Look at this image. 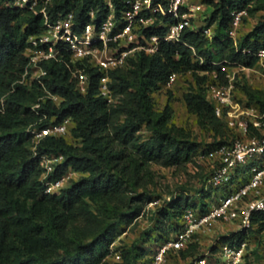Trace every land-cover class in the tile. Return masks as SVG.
Returning <instances> with one entry per match:
<instances>
[{"label":"trees","instance_id":"16d2710c","mask_svg":"<svg viewBox=\"0 0 264 264\" xmlns=\"http://www.w3.org/2000/svg\"><path fill=\"white\" fill-rule=\"evenodd\" d=\"M15 1L0 0V264H150L153 248L181 228L184 210H202L209 196L205 179L193 194L172 195L156 209L152 232L143 233L139 246L123 250L119 262L104 260L120 224L137 218L143 203L152 199L145 190L137 193L150 164L183 165L197 153L198 144L189 131L171 123L169 100L157 110L152 94L166 87L171 74L177 78L189 74L191 80L182 94L186 112L201 130L211 133L213 144L225 143L228 129L206 98L204 85L212 70L220 82L226 81L221 69L225 61L245 67L257 63L254 52L264 46V15L238 36L236 44L228 28L232 11L245 9L243 21L264 12V0H207L211 12L203 25L182 29L177 42L161 39L156 53L138 52L125 66L109 72L114 104L96 96V72L90 69L92 81L86 94L74 88L67 68L55 61L41 64L46 70L42 85L18 80L27 61L23 51L28 37L44 28L42 9L50 21L72 13L81 25L89 21L90 12L95 22L103 19L109 12L108 2L119 15L126 9L125 0H35L31 7L16 6ZM170 21V16L156 19L144 35L163 36ZM205 28H212L210 36ZM234 85L247 103L264 109V89L236 80ZM45 90L58 95L59 103L50 97L41 99ZM36 103L39 107L33 109ZM43 114L40 125L65 117L74 125L70 139L46 136L33 156L26 129ZM142 126L149 132L145 139L138 136ZM41 153L63 156L52 177L71 168L80 178L70 180L58 193H44ZM251 220L252 227L219 237L210 250L215 252L221 242H248L251 234L264 231V211L253 214ZM197 246L191 242L171 255L185 257Z\"/></svg>","mask_w":264,"mask_h":264},{"label":"built area","instance_id":"2783aa9c","mask_svg":"<svg viewBox=\"0 0 264 264\" xmlns=\"http://www.w3.org/2000/svg\"><path fill=\"white\" fill-rule=\"evenodd\" d=\"M34 3L35 0H16L14 4L31 7ZM125 4L126 9L116 15L108 2L109 12L103 19L95 22L94 14L90 12L89 21L81 25L72 13L60 14L50 21L42 9L44 28L40 33L28 37L23 51L27 61L18 82L31 84L37 81L42 85L46 70L41 64L55 61L67 68L74 88L80 94H86L92 81L90 69L96 72V96L102 97L108 104H114L117 99L109 86V72L125 66L128 59L138 52L148 55L156 53L161 39L177 42L182 29H197L199 26L191 19L204 6L202 0H125ZM245 15V9L231 12L228 35L234 44L240 35L239 27ZM166 16H170L172 21L165 24L163 36L153 33L144 35V30L153 25L156 19ZM211 30L205 28L203 31L210 36ZM244 51L250 53L248 49ZM254 55L257 63L251 67L223 62L221 69L226 79L223 83L215 70L207 73L209 78L204 85L205 96L213 103L216 116L224 120L229 136L225 143L206 151L207 155L216 156V164L205 180V189L211 188L214 192L208 190L212 196L206 197L207 204L202 210L198 207L184 210L181 228L153 248L150 264H167L171 254L196 242L200 236L208 235L218 224L234 222L238 230L249 229L253 224L252 215L264 211V109L247 103L236 92L234 85L238 71H259L264 79V46L256 50ZM176 78V74H171L165 86L171 87ZM45 97H50L56 104L61 100L58 95L47 90L41 99ZM38 107L39 103H36L32 108ZM44 116L26 129L33 156L37 154L38 144L46 136L70 139V130L74 125L70 117L40 125ZM62 159L59 153L39 154L44 193H58L70 180L80 175L67 168L59 176L52 177L51 174ZM246 244V241L239 245L218 243L215 252L209 248L195 256L190 264H242L248 253Z\"/></svg>","mask_w":264,"mask_h":264},{"label":"rangeland","instance_id":"374dc122","mask_svg":"<svg viewBox=\"0 0 264 264\" xmlns=\"http://www.w3.org/2000/svg\"><path fill=\"white\" fill-rule=\"evenodd\" d=\"M202 1L203 8L197 11L191 19L199 27L204 24L205 19L208 18L211 12V6L207 3V0ZM262 15H264V12L258 11L254 15L247 16L239 27V34H246L250 31ZM235 78L239 84L246 82L254 88L264 89V79L259 71H238ZM190 80L189 74L178 77L171 87L159 88L152 94V97L154 107L157 110H161L167 100H169L172 107L171 123L189 131L191 139L198 144L197 153L193 157V161L183 165L162 166L155 163L150 164L149 172L143 176L141 180L142 187L138 189L137 193L145 190L152 199L150 202L141 204V212L137 218L130 223L120 224L110 245V251L104 258L109 263L121 261L123 250L133 245L139 246L143 240V233L152 232L153 217L156 209L174 194L184 192L193 194L202 186L208 172L216 164L215 155L210 156L203 152V150L208 151L215 147L211 133L201 130L196 124L195 117L187 113L184 108L182 94ZM237 90L239 89L237 88ZM138 136L141 139H145L149 136V132L142 126ZM80 176H76L75 179H79ZM208 190L212 193L214 192L211 188H208ZM211 196L212 194L209 192V198ZM238 228L234 222L218 224L211 233L198 238L196 241L198 246L191 254L185 257L181 254L170 255L167 258V264H188L196 255L209 250L217 238L238 230ZM247 243L248 254L243 263L264 264V231L259 232L258 235L251 234Z\"/></svg>","mask_w":264,"mask_h":264}]
</instances>
